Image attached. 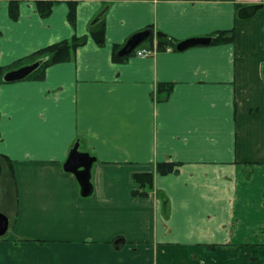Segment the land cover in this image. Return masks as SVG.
<instances>
[{"label":"crops","instance_id":"crops-1","mask_svg":"<svg viewBox=\"0 0 264 264\" xmlns=\"http://www.w3.org/2000/svg\"><path fill=\"white\" fill-rule=\"evenodd\" d=\"M37 1L13 20L0 0V66L88 41L43 80L0 84V162L16 196L13 213L0 210V264H264V0H80L75 27L70 0L45 18ZM104 9L98 46L89 25ZM147 27L178 41L235 36L114 62V46ZM160 83H174L167 101ZM76 143L95 159L87 196L65 169ZM159 162L180 165L161 175ZM146 172L153 188L134 195Z\"/></svg>","mask_w":264,"mask_h":264},{"label":"trees","instance_id":"trees-1","mask_svg":"<svg viewBox=\"0 0 264 264\" xmlns=\"http://www.w3.org/2000/svg\"><path fill=\"white\" fill-rule=\"evenodd\" d=\"M24 0H9V15L13 20H17L20 15V3ZM80 0H70L68 1L69 11H68V20L70 24L75 27L76 25V9ZM108 1V0H103ZM57 1L51 0H38L36 2L37 11L39 15L43 18L48 17L52 12V7L57 4ZM106 9L102 10L97 17H95L89 25V34L95 41L98 46H104L106 42V24H105V13ZM146 29H152L147 27ZM143 29V30H146ZM142 30V31H143ZM153 30V29H152ZM166 34V33H165ZM235 31L234 29L230 30H219L212 33L208 36L211 39L210 44H220L226 42H232L234 40ZM154 35H151L147 38L145 42L139 45L130 55L127 56H118V51L122 48L123 45H116L113 49L112 58L114 62H124L129 57L136 54V51L142 47L147 46V49H156V51H165L168 48L172 50L179 51L177 49V44L180 42L170 35L161 38H156V45L154 46ZM88 41V36H77L74 35L69 39H64L59 42H55L47 45L41 49L36 50L32 54L23 57L13 64L2 67L0 66V84L6 83L3 80V75L5 72L11 69H15L26 64L32 63L38 59H43L41 66L30 74L26 79L27 80H43L45 73L48 67L62 62H68L75 58L76 51L79 47L86 45ZM174 89V83H160L157 86L156 98L158 102L167 101ZM0 162V178L3 172V163ZM179 162H159L156 165V171L161 175H167L170 173H175L179 167ZM133 181L139 187L138 190L134 191V195L146 196L148 192L154 186V173H136L133 175ZM212 249L213 246L211 245Z\"/></svg>","mask_w":264,"mask_h":264},{"label":"water","instance_id":"water-1","mask_svg":"<svg viewBox=\"0 0 264 264\" xmlns=\"http://www.w3.org/2000/svg\"><path fill=\"white\" fill-rule=\"evenodd\" d=\"M262 4L246 5L238 10V17L240 19H247L256 14V12L262 7ZM151 35H155L157 38L166 36L165 33L158 31L154 32L152 29H146L143 31L132 34L122 48L118 51V56L130 55L139 45L147 40ZM211 39L209 37H191L180 41L177 44L179 51L186 50L195 46L209 45ZM43 59H38L32 63L26 64L19 68L8 70L3 75L5 82H17L26 79L30 74L36 71L42 64ZM79 143H76L70 156L65 164V169L69 172H73L80 183L82 195L87 196L92 192V185L90 182V170L94 162V157H91L88 153H82L78 151ZM9 226L8 217L0 211V235L5 234Z\"/></svg>","mask_w":264,"mask_h":264},{"label":"rangeland","instance_id":"rangeland-1","mask_svg":"<svg viewBox=\"0 0 264 264\" xmlns=\"http://www.w3.org/2000/svg\"><path fill=\"white\" fill-rule=\"evenodd\" d=\"M6 170H7V167H6ZM5 174H7V172H5V167H4L3 172H2V176H3L2 183L4 185L3 186L4 191L0 192V198L2 196L4 199H0V210H4L6 213H13L15 202H16L15 188L13 186V181H11L8 178H5Z\"/></svg>","mask_w":264,"mask_h":264},{"label":"built area","instance_id":"built-area-1","mask_svg":"<svg viewBox=\"0 0 264 264\" xmlns=\"http://www.w3.org/2000/svg\"><path fill=\"white\" fill-rule=\"evenodd\" d=\"M154 51L153 50H151V49H139V50H137L136 51V54L138 55V56H143V55H151L152 53H153Z\"/></svg>","mask_w":264,"mask_h":264},{"label":"flooded vegetation","instance_id":"flooded-vegetation-1","mask_svg":"<svg viewBox=\"0 0 264 264\" xmlns=\"http://www.w3.org/2000/svg\"><path fill=\"white\" fill-rule=\"evenodd\" d=\"M2 178H3V176L1 175V178H0V191H4V190H3V186H4V185H3V183H2V182H3V181H2Z\"/></svg>","mask_w":264,"mask_h":264}]
</instances>
